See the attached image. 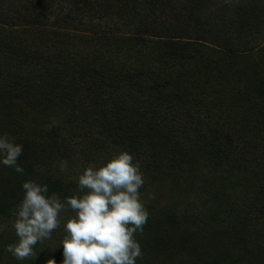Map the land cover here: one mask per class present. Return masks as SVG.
I'll use <instances>...</instances> for the list:
<instances>
[{"label":"trees","instance_id":"trees-1","mask_svg":"<svg viewBox=\"0 0 264 264\" xmlns=\"http://www.w3.org/2000/svg\"><path fill=\"white\" fill-rule=\"evenodd\" d=\"M53 1L0 0V25L3 26L0 27V134L9 130L6 133L15 138V143L23 145L18 164L24 169L23 173H17L0 164V222L13 216V210L23 198L22 184L26 180L46 183L49 195L56 192L61 199L75 193L76 178L83 168L80 169L81 164H78V171H74L75 155L79 153L71 148L74 155L69 153V142L62 132L68 131L72 119L78 118L74 113L80 105L72 103V98L81 100L80 93L87 83L90 89H104L101 93L104 99L99 103L96 97L95 106L99 103L98 109L107 110L110 115L107 119L93 120L92 134H87L80 142L79 148L86 147L90 155L108 154L105 145L111 143L116 145L118 153L142 154L141 169L147 179H158L157 174L163 171L169 175L166 172L169 167L178 170L171 178L179 175L185 179L190 155L183 150L181 142L191 138L192 133L205 150L201 151L210 160L212 156L222 167L215 169L221 177L233 174V168L240 166L248 175L254 172L252 189L248 185L249 177L245 178V190L237 184L231 186L232 190L238 187L242 191L240 196L233 195V191L230 193L227 185L220 186L216 177L214 190L206 193L214 200L216 210L206 212L203 220L188 221L184 216V222L178 224L158 216L157 223L147 230L144 227L143 236L147 233L162 242L164 238L168 244L174 240L188 243L191 252H182L178 256L179 264H264V172L255 171L256 165L262 166V160L258 161L255 155L240 157L241 151L236 147L217 141L221 136L229 139L227 134L205 131L199 114L183 113L185 108L182 107L193 95L190 87L195 77L214 71L220 76L229 75L228 83L240 85L245 104L264 106V47H261L263 42H258L264 31V0H237L234 3L218 0H95L96 6L91 0H66L65 5L59 7H54ZM93 10H96V16L90 14ZM87 16L89 18L84 20ZM94 18L103 19L104 29L108 32L127 31L134 35L137 45L152 39L153 45L157 43L160 47V50L156 48L155 54L159 51L158 58L170 62V67L162 69L163 73H153L149 65L150 74L140 80L139 69L132 67L131 62L123 67L113 65L114 71L109 75L88 58L68 49L55 52L45 47L46 29L52 32L71 29L86 39L81 34L93 30ZM170 71L171 75L168 74ZM178 76L182 78L181 93L166 94L150 87L172 86ZM138 87L145 90L143 94ZM97 94L99 92H95V96ZM52 95L65 100L56 105ZM26 109L31 116L26 118L24 127L29 135L44 112L49 111L46 115L54 114L60 119L49 125L46 141L22 139L19 116ZM169 111L172 113L168 114ZM166 119L171 125L164 124ZM204 123L206 127L213 124ZM177 136L181 139L178 144L174 143ZM247 152L255 154L257 147L248 143ZM113 154L114 150H110L107 159ZM62 163L69 168L70 181L66 186L55 180L67 173L64 171L60 175ZM243 196H248V200L238 201ZM2 235L0 233V260L22 264L23 261L3 250V244L14 243L15 237ZM150 246L154 248L157 244ZM161 248L175 252L171 245ZM164 250L158 249L155 253ZM34 251L36 260L44 262L47 259L46 247L42 251L35 246ZM158 257L159 254L147 257L146 264H153Z\"/></svg>","mask_w":264,"mask_h":264},{"label":"rangeland","instance_id":"rangeland-1","mask_svg":"<svg viewBox=\"0 0 264 264\" xmlns=\"http://www.w3.org/2000/svg\"><path fill=\"white\" fill-rule=\"evenodd\" d=\"M65 1L66 0H55L52 2V5L54 7H59L61 5H65ZM238 1L218 0V2L226 3H234ZM91 4L96 6L95 0H91ZM92 13L95 16L97 15L96 10L90 12V14ZM84 18V20H87L89 17L87 16ZM94 19L95 23L93 30L90 33L81 34L86 37V39L78 36V33H76L75 30L60 29L58 32H52V30L47 31L46 29L45 32L47 38L45 37L44 39L45 47L47 46L46 48H49L50 50L54 49L55 52L62 49H68L72 53L80 55V57L88 58L90 63H94V65H96L100 70H104L109 75H112L114 71L113 65L123 67L131 62L132 67H138V74L141 76L140 80L150 74L148 72L150 68L149 65H151L150 71L153 73L157 71L163 73L162 69L170 67V62H166L158 58L159 51L155 54L156 48L159 47V45L155 43L156 46H154L151 42L152 39L144 42L141 41L137 45V40L134 38V35L129 34L127 31L124 33L108 32L107 29H104L103 23L105 22L102 21L103 19ZM0 27L3 26L0 25ZM261 34L263 36L258 42H263L261 47H264V31H261ZM210 71L214 70L211 69ZM168 74L171 75V71L168 72ZM228 76L229 75L220 76L217 74V71H214L213 73L206 72L204 76L195 77L194 82L190 87V92L193 95L190 96V101H188L187 104L182 105V107L185 108L183 113L191 112L195 115L199 114L198 117L203 120V127H205V131L208 130L211 134H227L230 137L229 139H225L221 136V138L217 141L223 142L224 145L231 148L236 147V149L241 151V153H238L240 157L251 158L255 155L258 161L262 160V166L256 165L255 171L264 172V106L258 104L250 105L248 102L247 103L249 105L245 104V94L241 92L240 85L235 82L228 83V81H230ZM178 77H175L177 79L172 82V86L168 85L164 87V89L163 87L160 88L156 85H151L150 87L153 88V91L162 90L166 94L172 92L176 94L179 92L181 93L183 89L181 86L182 78L180 76ZM184 77H186V75ZM136 79L138 78L136 77ZM138 88L143 94L145 90H141L140 87ZM103 91L104 89L94 90L93 87L90 89L86 83L80 93L82 94L81 100H77L75 97L72 98V103L80 105V109L77 113H74L78 118L72 119V122L69 124L70 127H67L68 131L64 130L62 132V136L69 142V153L74 155L73 150L77 151L76 153H79V155H75L74 163L76 165H74V171H78V169H76L78 164H81L79 166L80 169H84L89 164H94L99 167L108 160L107 157L110 154V150H114L115 154L118 153L116 145L111 143L105 145L106 149H109L108 154L107 152H104L99 156L97 155V157L90 155L86 150V147H82L81 149L79 148L80 142L84 139L83 137L87 134H92L93 120L96 121L98 119H105L110 116L107 110L98 109L100 107L99 103L104 99L101 95ZM95 92H99V94L95 96ZM96 97L98 98L97 100L101 99L98 106H95V103L97 102L95 100ZM54 100H56V105H59L60 103H63L65 99L59 98L57 95L54 96ZM97 109L98 111H96ZM26 111L27 109L19 116L22 120L20 128L22 139L26 141L29 139H40L41 141H46L49 125L58 122L60 119L56 118L54 114L46 115L49 111L44 112L41 115L42 118L39 117V119H41H38V125L33 127L35 130L29 135L28 130L24 127L27 125L26 118H31V116L29 113H26ZM171 113L172 112L170 111L168 112V114ZM172 117L174 116L172 115ZM158 118L162 117L158 116ZM207 120L213 124H208L207 127L204 126V121L208 122ZM166 121L167 122H164L165 125H171L169 120L166 119ZM171 128L172 127L169 129ZM6 132H9V130ZM191 135V138H185L183 139V142H181L182 147H184L183 150L185 149L187 154L190 155L189 168H191H188L189 170L187 169L185 179L179 175L175 178H171V176L174 175L173 173L178 171L173 167H169L168 170H166L169 175L165 174L164 171L157 174L158 179H147L148 177L144 175L145 186L141 188L140 191L142 190V200L150 213V218L145 225L146 230L152 224L157 223L156 221L158 216L163 217V219L167 218L169 221L175 220V223L178 224L183 223L185 217L188 221L197 222L203 220V216H205L206 212L211 213L216 210L214 200L206 195V193L214 190V184L216 183L214 180L216 177L219 180L220 186L221 184L224 186L227 185L230 193L233 191V195L240 196L247 185L245 183V178H251L253 176L254 172H252V175H248L249 173L244 172L243 168L240 166L233 168V174L221 177L219 171H215V169H221L222 167L214 162L211 155L210 160L209 156L202 152L205 150L202 149L200 145L201 142L196 139L197 137L194 134L191 133ZM180 140V137L177 136L174 143L176 142V144H178ZM196 140L198 142H196ZM248 143H253L254 146L257 147V153L253 154L247 152ZM206 150L208 151L209 149L206 147ZM130 154H132L138 161L142 159V154H138V152H135L134 154V152L131 151ZM87 158L91 161L86 162L85 160ZM66 160L64 162H66ZM63 163L60 165V175H63V173H65L64 171L67 173L64 177H55V180L58 179L60 182L62 181V183L66 186L70 181L69 172L67 171L69 168L66 165H63ZM19 165L21 166L20 163ZM80 171L79 175L82 174L83 170ZM189 176L191 180H189ZM254 180L253 178L248 179V185L251 189L254 186ZM235 184H237L242 191H240L238 187H235L234 190H232L233 188H231V186ZM191 187H194V189L192 190ZM71 191H73V186L71 187ZM76 191L77 189L75 192ZM196 195L197 197L194 198ZM240 199L248 200V196H243L239 198L238 201H240ZM74 214L75 213L71 211L66 214L62 213V216L67 217L62 221L60 228L52 233L51 239H47L36 245V247L42 251H44L46 247L45 258L47 259H45L44 262L36 260L33 257L28 260H24L22 264H47V260L52 257L56 259L57 264H61V261L63 260V246L61 242L65 235L64 223L68 217ZM12 220L13 216H10L5 219L4 222H0V233L3 234L2 236H6L7 234L8 237H15L12 241L15 243L18 240V237L12 227ZM143 237L144 240L140 236L136 237L141 244L144 254L143 258L137 259L136 264H142L143 262L146 264L147 257L152 258L153 255L158 254L159 257L156 258V260L160 264H179L180 260L178 256H180L182 252H191L189 249L191 246L183 240H174V242H169L168 244V242L162 238L164 242L163 244L159 238L150 234L145 233ZM151 244H157V246L154 247L155 249L150 246ZM145 245L146 247H144ZM169 245H171V248L175 250V252H171L169 249L164 250L161 248V246L168 247ZM5 247L6 243L3 244L4 251ZM158 249L164 251L155 253ZM194 254H196V252ZM156 260H153V264H159ZM0 264H9V262H3L0 260Z\"/></svg>","mask_w":264,"mask_h":264},{"label":"clouds","instance_id":"clouds-1","mask_svg":"<svg viewBox=\"0 0 264 264\" xmlns=\"http://www.w3.org/2000/svg\"><path fill=\"white\" fill-rule=\"evenodd\" d=\"M23 145L8 133L0 134V164L17 173ZM77 191L63 200L49 195L46 183L26 180L20 203L13 210L12 227L18 240L5 251L24 261L36 257L38 243L51 239L69 211L75 213L64 223L61 264H136L143 258L137 236L143 237L150 213L140 189L145 177L140 161L128 151L114 154L97 167L87 165L76 178ZM47 264H57L54 257Z\"/></svg>","mask_w":264,"mask_h":264}]
</instances>
